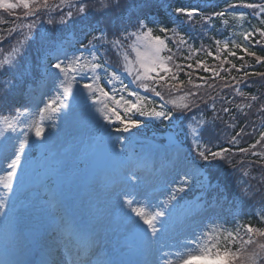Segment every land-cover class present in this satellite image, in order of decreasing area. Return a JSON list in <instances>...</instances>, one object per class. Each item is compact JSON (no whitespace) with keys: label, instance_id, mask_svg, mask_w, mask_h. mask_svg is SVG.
<instances>
[{"label":"snow or ice","instance_id":"obj_1","mask_svg":"<svg viewBox=\"0 0 264 264\" xmlns=\"http://www.w3.org/2000/svg\"><path fill=\"white\" fill-rule=\"evenodd\" d=\"M176 5L0 0L9 15L22 7L27 21L0 60V111L15 112L0 127V264H264V227L238 222L259 196L264 224V97L248 91L249 77L264 78L248 70L264 64L253 50L264 49V2ZM229 16L248 18L250 27L240 24L236 33L242 41L214 34L223 31L216 21L227 27ZM2 45L0 38V52ZM205 54L217 63L199 58ZM48 88L55 95L44 92L37 101L36 91ZM34 104L39 119L29 120ZM61 120L77 135L53 151ZM157 125L165 129L160 142L142 131ZM223 170L230 186L216 174ZM172 171L178 181L167 179ZM40 177L53 178L54 187ZM37 181L43 198L21 199ZM157 182L169 190L149 208ZM189 193L194 200H186ZM225 204L235 209L234 229L215 225L212 233H226L223 247L216 237L201 245L209 235L204 220Z\"/></svg>","mask_w":264,"mask_h":264},{"label":"trees","instance_id":"obj_2","mask_svg":"<svg viewBox=\"0 0 264 264\" xmlns=\"http://www.w3.org/2000/svg\"><path fill=\"white\" fill-rule=\"evenodd\" d=\"M190 2H195V0H177V5H187ZM223 2L224 0H218V3L223 6ZM228 2H238V0H228ZM246 2H256V3H260V2H264V0H246ZM96 3L99 4V0H96ZM122 3L126 4V0H122ZM207 11H212V9H206ZM215 10H220L219 7L216 8ZM241 10L243 12H247L250 13L251 10L249 9H237L235 11ZM0 21H5L4 23H0V38L3 39V49L4 51L0 52V60L4 59V57L8 54H10L12 47L15 46L16 43V39L17 38H22L20 37V29L18 27V25L22 24V23H26L27 21L24 20V10L23 8H19L17 10H15L12 15H9L5 12H3L2 10H0ZM217 27H221L223 28V31L220 33H214L217 35L218 38H225L226 36H228L230 34V31L223 27V25L221 24V22L218 20L216 21ZM252 24L257 26V27H261V25H259V22L256 20H252ZM245 26V27H244ZM244 28H248L250 27L249 23H248V18H246V24L244 25ZM11 28H16L17 32L15 34V36H9L8 35V29ZM26 31V30H25ZM76 35L78 36L79 33L77 32ZM242 36L239 38H236V40L242 41ZM255 39H259V37H255ZM201 41L199 39L194 40V46L199 47ZM203 43L205 44V46L211 44L212 46V50L215 51L216 46L215 44L211 41L208 40L207 38H205L203 40ZM36 48H37V44L34 42L30 48V55H35L36 54ZM254 51H256L258 54L260 55H264V49H262L260 46H256V48L253 49ZM235 51H237L238 55H243L242 53L239 52L238 49H236ZM222 55H227V53H222ZM199 58H204L207 60V62L209 64H213V63H217L216 61H213L211 57H207L206 54L202 57ZM113 59L115 60V57H113ZM230 59L232 60L233 63H235L237 66H239L241 63H243V61H239L237 60L235 57H230ZM245 61L249 64L255 65V60L254 58L251 57H245ZM178 63L183 62L182 60H177ZM227 67V66H226ZM249 71H262L264 72V64L261 65H255L254 68L252 69H248ZM200 75H207L203 72L199 73ZM223 75V73H222ZM233 75H236L235 70L233 69ZM195 77V74H194ZM181 79H187V77H185L183 74H181ZM249 84L250 87L248 89L249 92L251 93H255L257 95H261L262 97H264V78H260V77H249ZM198 82V81H197ZM239 99V98H237ZM15 114V112L13 111L12 113H9L7 110L4 111H0V116H4V115H11L13 116ZM257 124L259 123V121H256ZM243 123V117L241 118V121L238 122L237 124V128L236 130H239V126L240 124ZM1 127V125H0ZM251 129V125H249V130ZM234 134V132H233ZM257 138V136H252V137H245L241 144L239 145V147H247L250 143H253L255 141V139ZM237 159H239V157H237ZM215 171V170H214ZM220 179V182L222 184H228L229 186L231 185V178L229 175V170H223V171H218L216 173ZM253 174L255 175H259V171H255ZM195 194L194 193H189L187 197L192 198ZM260 203H261V198L258 196L256 198L255 201H251L246 203L243 206V214L239 217V223H244V222H251L254 226H260V227H264V224H261L258 220V210H260ZM235 212V209H233L232 211H229V206L227 204L224 205L223 209L219 211V214L223 215V218L227 224V227L229 229L234 228L235 223H237V221H234L233 219V213ZM225 232L224 231H217L215 232L213 235H211L210 237H216L218 244L223 247L225 240H224V236H225ZM209 237V238H210Z\"/></svg>","mask_w":264,"mask_h":264},{"label":"rangeland","instance_id":"obj_3","mask_svg":"<svg viewBox=\"0 0 264 264\" xmlns=\"http://www.w3.org/2000/svg\"><path fill=\"white\" fill-rule=\"evenodd\" d=\"M237 12H243V11L238 10ZM227 20H228V26L225 27V28H227L230 31V34L228 36H226V37L231 36V38H233V39L241 37L239 35H236V33H239L240 31H242V29L239 27V25L243 24V26H244L246 24V19L244 21H239L235 17L229 16L227 18ZM77 47H79V45H77ZM44 92L47 93V96L55 95V89H53V88L38 89L36 91V93H35L37 101L41 98V93H44ZM146 95H148V94H146ZM47 96L45 97V99L47 98ZM33 111L35 112V104L33 105ZM4 116H6V115H4ZM4 116H2V115L0 116V125H1V127H3V117ZM21 119H24V117H21ZM28 119L29 120H31V119H39L38 112H35V116L34 117H29ZM142 131H143V134L145 136H148V137L156 136L157 139H158V142H160L163 139V133H164L165 129H164V127L162 125H157V126L149 127L147 129H143ZM76 135H77V132H76L75 128L73 126H71L70 124H68V123L64 122L63 120H61V122H60V132H59L58 136L56 137L55 147L53 148V151L59 150V148L61 146L65 145L68 141L72 140ZM164 164H165V162L163 160H161L158 163L157 167H163ZM80 167L83 168L84 165L81 164ZM3 176H4V170L0 169V180L3 179ZM40 179L44 180L49 185V187H54L53 178H51V177H48V178L40 177ZM167 179L169 181L175 182V181L179 180V175H178L177 172H174V171L168 172L167 173ZM158 188L161 189V191H158L157 190ZM168 190L169 189L164 184H161V183H158V182L154 183L152 185L151 189H150V196H149L148 201H147V204H148L149 208H151L153 205H155V203H157L158 199H163L166 196ZM0 191H3V189L0 188ZM36 192H40V195L43 198V193H42V191H41V189L39 187V181H37V183H35L26 194L22 195L21 199H26V195L27 194L29 195V193H30L31 196H32ZM196 195L194 197H192V198H186V200H188V199H193L194 200ZM204 223H206L207 226H208L209 235L205 236L200 241L201 245H205L206 246L208 244L209 237L214 234V233L211 232V229L215 225H223L224 229L232 230V229H229L227 227V224H226L222 214H218L217 215V214L214 213V214L211 215V220L205 219ZM202 228H203V226H201V229ZM221 230L223 231V229H218L217 231H221ZM184 235L188 236V237H192L193 233L186 232ZM192 247L195 249L194 254H198L201 251L200 248H195V246H192ZM132 258L136 259V257H132ZM194 264H213V262L211 260H197V261H194Z\"/></svg>","mask_w":264,"mask_h":264},{"label":"bare ground","instance_id":"obj_4","mask_svg":"<svg viewBox=\"0 0 264 264\" xmlns=\"http://www.w3.org/2000/svg\"><path fill=\"white\" fill-rule=\"evenodd\" d=\"M22 195H24V194H22ZM29 198H31V194L29 193V195L27 194L26 195V199H29ZM43 241H41V243H42Z\"/></svg>","mask_w":264,"mask_h":264}]
</instances>
